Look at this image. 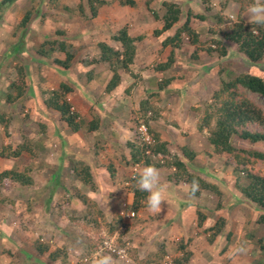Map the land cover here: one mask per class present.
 <instances>
[{
  "label": "rangeland",
  "instance_id": "1",
  "mask_svg": "<svg viewBox=\"0 0 264 264\" xmlns=\"http://www.w3.org/2000/svg\"><path fill=\"white\" fill-rule=\"evenodd\" d=\"M105 1L108 4L97 10L95 18L83 21L76 13L63 9V6L75 11L77 4L81 3L84 12L88 14L85 0H58L55 4H49L47 0H0V115L6 122L8 135H5L0 125V146L14 148L26 139L32 143L37 153L36 157L23 152L15 159H0V171L27 170L33 180L30 187H20L9 181L2 182L0 187L1 194L13 202L10 205H0V254L6 251L10 253L0 256V264H47L45 257L48 251L54 249H59L66 255L67 264H93L98 255H111L116 264H135L130 258L129 249L134 250L136 257L141 259L154 252L161 244L167 254L163 261L157 264H171V259L181 253L177 251L178 243H185L186 250L190 252L186 264H261L256 241L259 238L264 240V225L254 223L259 212L244 202L233 188L235 176L231 173V167L223 164L228 163V158L212 156L211 146L206 141V131L195 132V113L191 108L208 100L217 88L220 76L229 79L238 73H248L264 78V54L259 65L251 66L242 56L234 53L233 46L227 44V57L216 59L198 51L197 59L193 60L190 54L194 48L185 44L174 50L171 69L157 74L153 70L154 66L164 63L170 50L168 47L160 49L159 42L164 35L155 37L152 34L154 28L160 26L153 21L145 3L149 9L156 10L162 0H135L134 8L121 7L116 0ZM173 1L180 4L183 11L190 9L194 13L201 12L200 0ZM191 1L192 9L187 8L188 2ZM221 1L223 0H211L210 13L217 10V4ZM25 11H29L30 16L25 28L20 31L17 25ZM236 12L237 5L232 2H228L223 11L224 15L232 20ZM241 17L244 21H249L247 11ZM181 21L183 17L180 18ZM211 24L209 18L203 22H190L191 28L203 37H207V29ZM122 26H126L129 36L139 35L142 38L137 43L129 72H120L119 85L106 94L103 92V85L110 74L106 66L85 65L80 61L94 58L96 43L107 42L109 35ZM45 39H62L66 43V50L73 55L74 63L69 70L62 72L64 74L60 73L61 70L52 62L53 59H64L63 53L53 54L48 59L36 54L34 47ZM15 48L18 50L14 54ZM231 53H234L233 56ZM23 63L26 65L27 94L21 105H3L1 89L15 79L14 68ZM89 69H92L93 75L88 81L84 73ZM129 73L139 76L140 80L131 77ZM167 76L173 82L171 88H163L158 93L159 100H154L153 104L162 110L163 120L158 123L163 124L164 129L175 135H166L169 150L181 158L179 148L187 146L189 151L196 154L195 162H192L193 169L210 183L216 184L221 193L220 196L208 193H202L201 196L205 201H200V204L206 213H216L217 218L221 217L226 222V227L214 243L216 247H209L208 251L205 243L202 240L199 242L195 237L194 233L200 231L195 226V215L194 221L186 222L177 212L172 218L173 221H170V216L164 214V204L161 213H151L146 207L136 212L127 208L131 203V194L126 188L128 178L139 175L145 167L141 164H129L125 167L123 164L121 156L126 155L124 142L131 139L129 129L134 126L129 121L128 114L130 110L136 109L140 98L155 92L159 79ZM60 82L71 87L72 92L66 94V100L85 127L94 118L98 119L97 133L87 131L85 127L74 134L70 133L56 113L44 107L40 91L56 89ZM132 83L134 87L128 94L124 93ZM257 102L262 105L260 98H257ZM39 125L43 126L44 133H40ZM150 127L157 129L158 125ZM139 128V141L149 143L147 132H144L143 136ZM58 140H63L65 148L62 150L61 146L58 147ZM240 144L245 146L244 142ZM251 148L264 152L262 145H251ZM159 159L158 156L152 157L151 162L155 165L160 163ZM71 161L90 165L96 192L92 193L86 187L82 189L96 201L106 220L114 214L121 216L115 233L106 237L105 233L101 232V241L97 243L96 251L89 254H86V244L89 239L96 243V237L70 225L58 208L52 212L45 210L49 188L51 186L52 190L54 184L62 186H57L58 188L51 192V204H62L68 199L72 184H75L68 178ZM107 164H112L115 168L114 181H111L105 172L104 167ZM58 166L62 167L60 171L57 170L60 173L59 182L51 180L50 184V181H47L52 170L50 168L59 169ZM157 169L161 183L167 187L166 177L171 170L162 167ZM252 170L264 174V169H260L257 164L253 165ZM49 178L51 179V175ZM242 180L244 181V178ZM175 185L185 190L183 184ZM167 189L166 202L169 207H172V202L178 209L183 204H190L189 199H186V203L178 202L183 200V197L179 198V195H183L180 189ZM76 208L65 207V211L68 215L80 217V208ZM128 212H132L133 216L125 217ZM225 231L231 234L239 232L243 236L230 237L225 241ZM35 239L46 244L48 251L37 255L32 246ZM224 246L226 250L222 251L223 254L216 255V251ZM61 258L53 264H63Z\"/></svg>",
  "mask_w": 264,
  "mask_h": 264
},
{
  "label": "trees",
  "instance_id": "2",
  "mask_svg": "<svg viewBox=\"0 0 264 264\" xmlns=\"http://www.w3.org/2000/svg\"><path fill=\"white\" fill-rule=\"evenodd\" d=\"M58 0H47L49 4H55ZM81 0H79L80 2ZM121 7L134 8L135 0H116ZM228 2L237 5L235 18L232 20L225 16L223 11ZM264 3V0H260ZM201 12L194 13L190 9L182 10L180 4L173 0H162L156 10L149 9L145 3V8L151 15L154 22L160 27L154 28L152 34L155 37L164 35V38L159 42L160 49L166 47L170 52L164 63L157 64L153 70L155 73H165L171 69L173 62V52L182 45H189L194 48L190 54L191 59L196 60V52H203L209 57L222 59L227 57L226 45L234 47V53L242 56V58L251 66L259 65L264 54V26H258L250 21H244L241 15L247 11L250 4L255 3V0H223L219 2L218 8L214 13L211 11V0H200ZM108 4L105 0H85L88 14L84 12L81 3L77 4L76 10L72 11L63 6V9L76 13L83 21H89L95 18L97 10L103 5ZM210 13V14H209ZM30 13L25 11L24 15L18 22L17 29L22 31L28 20ZM183 21L180 22V18ZM207 18L212 21V24L207 29V37H203L191 28L192 20L203 22ZM171 32V33H170ZM141 36H129L126 26H122L115 32L111 33L106 41L96 43L95 57L87 61L81 60L85 65L99 64L106 66L109 78L104 82L103 92L108 94L112 92L120 83V72H129V66L133 63L137 43L141 40ZM17 50L13 53H17ZM37 55L48 59L51 55L63 53L64 59H53V64L58 67L61 72L69 70L73 63L74 57L66 50V43L62 39L43 40L37 47H34ZM234 53H231L233 56ZM26 61V60H25ZM25 64H18L14 71L16 77L13 81L8 82L1 92L3 93V105L19 104L27 94L25 84ZM64 74V73H62ZM86 80H90L93 75L92 69L84 73ZM129 75L140 80L139 76ZM171 79L169 76L159 79L156 83L155 92L148 93L146 97L140 98L136 109L129 111V121L133 123V127L129 129L131 139L124 142L123 149L126 150V155H122L123 164L125 167L130 165L141 164L142 166H155L171 170V173L166 177L168 183L184 184V194L187 195V188L193 180L198 181L200 190L195 193V198L201 193H208L220 196L216 184L210 183L201 176L197 170L193 169L194 158L196 154L189 151L186 147H180L179 158L175 153H171L168 143L160 139L159 133L156 132L153 126L158 123L161 118V109L153 104V101H158V93L169 85ZM134 87V83L130 84L124 93L128 94ZM72 89L67 84L60 82L56 89L41 90L43 96V105L45 108L52 110L58 116L63 126L70 133H76L81 130L83 125L80 117L76 112L71 110V105L66 100V94L71 93ZM257 98H260L262 105H259ZM264 78L258 75L248 73H238L229 79L218 78L217 88L210 94L207 101L197 107H192L191 110L195 113L194 130L197 133L206 131V141L211 146L212 156H222L228 158V163H223L225 166L231 167V173L235 179L233 188L243 198L244 202L252 205L255 211L259 214L255 218V224L264 225V174L260 171H253L252 167L257 164L260 169H264V152L258 149L251 148V145L264 146ZM152 124V125H151ZM0 125L3 127L5 135L6 122L3 116L0 115ZM144 126L145 132L149 136V143L140 142L137 129ZM56 128V127H55ZM85 129L87 131H98V119L94 118L87 123ZM40 133H44L43 126L39 125ZM58 130L56 129L55 132ZM244 142L245 146L240 144ZM29 141L17 144L14 148L10 146H0V159H15L23 152L36 157V149ZM248 144L250 147H248ZM61 150L65 148L63 140H58V147ZM147 152V153H146ZM158 156L160 163L153 165L152 157ZM226 158V159H227ZM59 159V158H58ZM193 162V163H192ZM42 164V163H41ZM69 166V180L72 184L71 192L68 194V199L62 204H51V192L58 186H50L49 196L45 202V210L52 212L58 208L60 213L64 214L70 225L78 227L86 234H92L97 241L89 239L86 244V254L96 251L97 243L101 241L99 234L105 233L106 237H111L117 230L120 224L121 216L114 214L109 220H106L101 208L96 201L85 193L82 189L86 187L90 192L95 193L96 188L93 182V176L90 165L83 162L71 161ZM52 167V166H51ZM50 168L51 179L49 174L47 181L59 182L60 173L57 171L62 169L61 166ZM111 181L115 180V168L112 164H107L105 167ZM138 174L128 178L127 190L131 194V203L127 207L132 212H136L146 207L147 193L139 191L136 187V178ZM244 178V181L242 180ZM9 181L20 187H30L33 185V180L27 170L18 171L15 169L0 171V187L2 182ZM57 182V183H58ZM60 184V183H59ZM62 186V185H61ZM58 186V187H61ZM57 187V188H58ZM1 189V188H0ZM188 196V195H187ZM13 204L11 200L3 196L0 192V205ZM65 207H79L81 211L80 217L73 214L68 215ZM218 207V205L216 206ZM77 209V208H76ZM74 210V209H73ZM197 229H201V224L205 216L195 211ZM224 228V220L218 217L211 227L201 230L208 234L207 241L211 243L215 237L221 234ZM230 235L225 234L224 239L227 241ZM99 239V240H98ZM101 243V242H100ZM119 244V240H117ZM34 252L39 255L48 251V246L35 239L32 243ZM223 247V250H225ZM256 250L260 253V262L264 264V240L259 238L256 241ZM177 251H181L180 255L171 259V264H186L190 257V252L186 250L185 243H178ZM8 252V253H7ZM1 253V252H0ZM62 254V258L59 256ZM130 258L135 264H150L160 263L166 256L164 245L161 244L151 253L146 254L143 258L138 259L134 250L129 249ZM6 256L9 251L3 252ZM3 254H0L3 255ZM63 264L66 263V255L60 252L59 249L48 251L45 257L47 264L56 263L59 259ZM78 264V263H75Z\"/></svg>",
  "mask_w": 264,
  "mask_h": 264
},
{
  "label": "clouds",
  "instance_id": "3",
  "mask_svg": "<svg viewBox=\"0 0 264 264\" xmlns=\"http://www.w3.org/2000/svg\"><path fill=\"white\" fill-rule=\"evenodd\" d=\"M249 21L258 26H264V3L255 0L247 9ZM136 187L139 191L147 193L146 208L151 213H161L162 204L166 203L167 187L161 183L160 172L155 166H145L136 178ZM200 190L199 183L193 180L187 188L189 198H195ZM108 203V202H107ZM93 264H116L111 255H98Z\"/></svg>",
  "mask_w": 264,
  "mask_h": 264
},
{
  "label": "crops",
  "instance_id": "4",
  "mask_svg": "<svg viewBox=\"0 0 264 264\" xmlns=\"http://www.w3.org/2000/svg\"><path fill=\"white\" fill-rule=\"evenodd\" d=\"M195 1V0H194ZM178 2H180L179 0H178ZM191 4H192V1L191 2H188V6H187V8L189 7V8H191L192 9V7H191ZM172 83L173 82H171L169 85H168V88H171V85H172ZM171 92V91H170ZM183 93V92H182ZM156 125H158V127H157V129H155L156 130V132H158L159 133V136H160V138L162 139V140H164L165 142H168L167 141V139H166V135H172V134H174V133H171L170 131H168V130H166V129H164L163 128V124H161L160 122L159 123H157ZM172 136H175V135H172ZM187 147V146H186ZM171 151H173V150H171ZM195 151V150H194ZM168 186H167V188H169L170 189V191H176L177 189H180L181 191H182V193L184 192L182 189H181V187L179 188L178 187V185H175V184H172V183H166ZM182 184V183H181ZM183 186H184V184H183ZM174 194V193H173ZM175 195V194H174ZM180 197L179 198H182L183 197V200H182V202L181 201H178V202H180V203H186L185 201H186V199H189V201H190V206L188 205V206H186L185 204H183L179 209L177 208V206L176 205H174L175 203L174 202H172V207H171V205H170V207H169V205H168V202H166L164 205H166V209H165V212H164V214H166V215H168V219L170 220V221H173L172 220V218L174 217V215L178 212V215L179 216H182L183 218H185V220H186V222H188V221H191V220H195V218L193 219V217H194V213H195V211H199V212H201L204 216H205V219H204V221L202 222V224H201V229H200V231L196 234V233H194L195 234V237L196 238H198V241L200 242L201 240L205 243V246H206V250L208 251V249H209V247L210 248H215L216 246L214 245V243H216V239L218 238V236L217 237H215L214 239H213V241L211 242V243H209L208 241H207V237H208V234H205V233H203L201 230H203V229H206V228H208V227H211L212 225H213V223H214V221L217 219V217H216V213H214V215H213V213L212 212H208V213H206V211L204 210V208H202L203 207V205L202 204H200V201H205V199H203L201 196H202V193H201V195L199 196V197H197V198H189V196H187L186 194H185V196L186 197H184V193H183V195H179ZM195 201V203H193ZM200 206V207H199ZM224 206V205H223ZM225 207V206H224ZM214 216V217H213ZM225 221H224V227H226L225 226ZM182 227H184L183 225H181ZM180 226V227H181ZM185 229H187V227L185 226L184 227ZM200 233V234H199ZM229 234L230 235V237H235V238H241L243 235H241L239 232L238 233H234V234H231L230 232H227V231H225V234ZM224 234V235H225ZM240 235V236H239ZM229 237V238H230ZM208 248V249H207ZM226 250V249H225ZM223 248L222 249H220L219 251H216L217 253H216V255H220L221 253L223 254ZM215 255V256H216Z\"/></svg>",
  "mask_w": 264,
  "mask_h": 264
},
{
  "label": "built area",
  "instance_id": "5",
  "mask_svg": "<svg viewBox=\"0 0 264 264\" xmlns=\"http://www.w3.org/2000/svg\"><path fill=\"white\" fill-rule=\"evenodd\" d=\"M141 128V129H140ZM140 128H139V131L142 133V135L144 136L145 135V128H144V126H140ZM147 139V138H146ZM133 216V213L132 212H128V213H126L125 214V217H127V218H130V217H132Z\"/></svg>",
  "mask_w": 264,
  "mask_h": 264
}]
</instances>
